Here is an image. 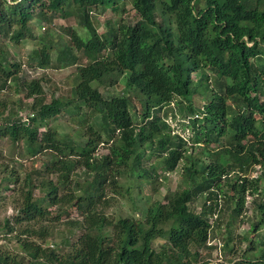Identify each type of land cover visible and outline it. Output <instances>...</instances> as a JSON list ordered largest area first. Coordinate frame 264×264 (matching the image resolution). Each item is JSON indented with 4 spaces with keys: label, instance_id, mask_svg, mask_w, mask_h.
<instances>
[{
    "label": "trees",
    "instance_id": "16d2710c",
    "mask_svg": "<svg viewBox=\"0 0 264 264\" xmlns=\"http://www.w3.org/2000/svg\"><path fill=\"white\" fill-rule=\"evenodd\" d=\"M108 8L119 18L101 33L97 16ZM34 20L47 24L41 37ZM57 24L69 38L52 56ZM28 39L41 45L25 62L32 72L13 52ZM70 66V98H48L33 70ZM12 91L20 96L0 97V144L40 155L41 165L1 178L0 198L13 190L18 204L0 229L13 237L11 248L0 246V264H209L203 251L215 247L221 198L245 219L249 196L250 228L223 248L236 247L230 264H264V0H0V96ZM175 106L192 136L169 122ZM83 110L81 143L53 122ZM181 161L186 187L138 217L108 212L133 186L157 192L159 172ZM204 194L196 210L190 204ZM61 226L77 235L67 249L49 242Z\"/></svg>",
    "mask_w": 264,
    "mask_h": 264
},
{
    "label": "rangeland",
    "instance_id": "374dc122",
    "mask_svg": "<svg viewBox=\"0 0 264 264\" xmlns=\"http://www.w3.org/2000/svg\"><path fill=\"white\" fill-rule=\"evenodd\" d=\"M127 10H131L130 6L127 5ZM99 12V11H98ZM129 13V11H127ZM128 13H125L128 14ZM130 14L133 15L134 12L131 10ZM116 21V19L119 18V14H114V12L111 9H106L105 11H100L98 13L97 19L99 21L98 29L101 33H104L106 31V20L112 19ZM73 23V22H72ZM76 27L78 26L77 23H73ZM45 27H47L46 23H42L39 20H34L32 22V29L33 32L37 37H41L46 33ZM48 35H50L52 38H54V52L52 56H55L56 52L64 48L66 45V40H68V35H63L61 27L57 24L55 26L51 25ZM63 37H60V36ZM37 40L34 39H28L22 42L20 45H18L16 48L13 49V52H15L18 56L19 61L23 63V68L25 70H30L32 72V69L29 68L25 62L30 57V53L33 50H36L40 48L41 45H39V42L37 43ZM33 76L34 77H40L44 78V86H45V92L48 96V98L52 97L53 95H56L57 97H60L62 100H66L67 98H70L72 94V88L74 86L75 77H76V67L70 66L66 68H47V69H37L36 71L33 70ZM193 78L198 81L200 79V73L194 72ZM123 84L118 87H114L112 90V93H118L123 89ZM111 90V89H110ZM20 96L16 92H2L1 96L4 98H10L14 99ZM173 106V105H172ZM69 107V106H68ZM74 106H70L69 110L70 112L76 113L73 108ZM67 108V107H65ZM85 110H83L79 115L76 116H68L67 118H59L53 123L57 125L63 132L70 133L74 138L78 139L81 143L84 141L82 138L78 137L77 131H75L76 128H79V120L82 118H85ZM139 114H134L136 122H141L142 117V104L139 103ZM169 115L167 116L169 122L171 123L173 129L175 132H179L183 134L184 136H192V129L189 127H186L188 123L187 117H184V113L175 106L174 112L170 111L167 112ZM27 112H23L24 116ZM99 119V117H97ZM215 145V144H213ZM103 152L104 146H101ZM199 151H197L195 154H199ZM203 156V155H201ZM41 156L38 155L35 158L29 155L26 151V149H22L21 151L19 149L14 150L11 143L7 140H4L0 144V182L1 178H3L6 174H9L11 170L15 168H19L22 173H25V170H28V168L31 165L34 166H40ZM155 162V161H153ZM20 164L24 165L22 168L20 167ZM186 164V161H181L176 168V170L172 172H159V178L156 183V186L158 187V191L155 193H152L146 189H142V191L137 187H132L131 192H126V197H118L117 200L111 203V206L109 207L108 212L113 217L118 216H139L138 211H143L152 201L154 200H163L165 194L169 192L176 191L178 189H182L187 186L186 176H184V165ZM8 165L9 167L6 168V171L4 167ZM256 171H253V175H256L259 173V167L255 168ZM83 169H78V173H80ZM162 173V174H161ZM166 176L165 177H163ZM125 179L122 180V183H124ZM128 184V183H127ZM13 186V185H12ZM127 186V185H126ZM13 188V187H12ZM2 195V192L0 193ZM6 198L2 199L0 198V229L5 225V221L8 218L13 217L16 210V205L18 204V193H15L13 190H8L6 193ZM251 197H248V211L245 216L249 218H245L240 216L238 218H234L231 215V210L227 206V203H224V200L221 198L220 204L224 207L226 205V209L223 210L222 213H220V219H217V216L215 215L212 219L213 221V229L210 239V245L215 246L212 251L210 250H204V254L208 260H210L209 264H230L229 258H237L235 256V253L233 249L231 251L230 248H234V244L238 241L237 236L244 235L250 228V222L254 218V211L251 206ZM206 202L205 194L204 196H200L195 202L190 204L191 206L195 207L196 210H201ZM113 204V205H112ZM235 201L232 200L230 206H234ZM228 207V208H227ZM232 222V226H228L229 223ZM174 227V224H171L170 226L166 227V230L162 234L160 238L157 239L158 242H164V240L169 236L170 231ZM11 235H6L3 232H0V246H9L10 248L13 245V237H8ZM76 233L71 232L70 230L65 229L64 227H59L54 237L49 239V242L51 246L55 247H61V248H68L69 245L76 239ZM256 235H250V239L255 238ZM228 238H231L230 240V248L228 250H225L223 248L224 239L227 240ZM246 244V243H245ZM246 246V245H242Z\"/></svg>",
    "mask_w": 264,
    "mask_h": 264
}]
</instances>
